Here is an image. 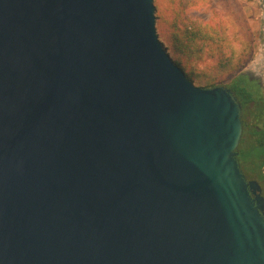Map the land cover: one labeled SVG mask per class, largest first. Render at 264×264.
<instances>
[{
  "label": "water",
  "instance_id": "obj_1",
  "mask_svg": "<svg viewBox=\"0 0 264 264\" xmlns=\"http://www.w3.org/2000/svg\"><path fill=\"white\" fill-rule=\"evenodd\" d=\"M153 0H0V264H264L241 105L193 85Z\"/></svg>",
  "mask_w": 264,
  "mask_h": 264
},
{
  "label": "rangeland",
  "instance_id": "obj_2",
  "mask_svg": "<svg viewBox=\"0 0 264 264\" xmlns=\"http://www.w3.org/2000/svg\"><path fill=\"white\" fill-rule=\"evenodd\" d=\"M153 4L157 38L194 86L231 90L234 80H248L256 102L245 113L247 150L250 142L264 136V0H153ZM241 164L244 170L253 166L250 161Z\"/></svg>",
  "mask_w": 264,
  "mask_h": 264
},
{
  "label": "trees",
  "instance_id": "obj_3",
  "mask_svg": "<svg viewBox=\"0 0 264 264\" xmlns=\"http://www.w3.org/2000/svg\"><path fill=\"white\" fill-rule=\"evenodd\" d=\"M231 91L234 93V96L241 105L240 119L242 123V136L237 149V153H238L237 159L239 162L240 169L247 178L255 179L259 183L261 190H264V176L261 175V171H260L261 167L263 166L261 160H264V136H261L258 139H256L254 143L250 142L248 145L249 150L243 149L244 148L243 145L246 140L245 135L248 133V127L246 126L244 121L245 113L247 108L251 104H254L256 102V96L248 80L244 78H238L234 80L231 85ZM248 161H250L253 166L252 167L249 166L247 169L244 170L243 165L241 163L242 162L248 163Z\"/></svg>",
  "mask_w": 264,
  "mask_h": 264
},
{
  "label": "flooded vegetation",
  "instance_id": "obj_4",
  "mask_svg": "<svg viewBox=\"0 0 264 264\" xmlns=\"http://www.w3.org/2000/svg\"><path fill=\"white\" fill-rule=\"evenodd\" d=\"M232 92V91H231ZM232 94L234 95V93L232 92ZM240 113H241V111H240ZM245 121V120H244ZM245 124H246V126H247V122L245 121ZM248 127V126H247ZM243 173V172H242ZM245 176V175H244ZM246 177V176H245ZM246 179H248L247 177H246ZM255 180V179H254ZM261 194L263 195L264 194V190H261Z\"/></svg>",
  "mask_w": 264,
  "mask_h": 264
}]
</instances>
